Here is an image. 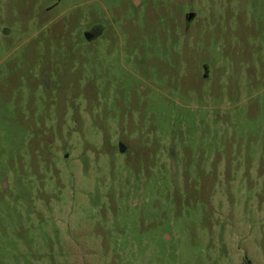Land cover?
<instances>
[{"label": "rangeland", "instance_id": "obj_1", "mask_svg": "<svg viewBox=\"0 0 264 264\" xmlns=\"http://www.w3.org/2000/svg\"><path fill=\"white\" fill-rule=\"evenodd\" d=\"M0 264H264V0H0Z\"/></svg>", "mask_w": 264, "mask_h": 264}, {"label": "flooded vegetation", "instance_id": "obj_2", "mask_svg": "<svg viewBox=\"0 0 264 264\" xmlns=\"http://www.w3.org/2000/svg\"><path fill=\"white\" fill-rule=\"evenodd\" d=\"M189 15L190 14H186L184 17L186 24H189L192 21V19H190V20L188 19ZM99 32H100L99 29L96 26H94L90 29V32H87V33L89 34V36L91 37V40H92L99 34Z\"/></svg>", "mask_w": 264, "mask_h": 264}, {"label": "water", "instance_id": "obj_3", "mask_svg": "<svg viewBox=\"0 0 264 264\" xmlns=\"http://www.w3.org/2000/svg\"><path fill=\"white\" fill-rule=\"evenodd\" d=\"M193 17H194V15H193V14H190L189 17H188V19L190 20V19H192ZM85 37H86L88 40H91V37L89 36L88 33L85 34ZM125 150H126V148L124 147V145L120 144V145H119V151H120V153H124Z\"/></svg>", "mask_w": 264, "mask_h": 264}]
</instances>
